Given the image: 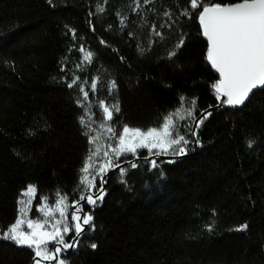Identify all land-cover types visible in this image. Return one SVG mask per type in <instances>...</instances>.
Masks as SVG:
<instances>
[{
  "label": "trees",
  "instance_id": "obj_1",
  "mask_svg": "<svg viewBox=\"0 0 264 264\" xmlns=\"http://www.w3.org/2000/svg\"><path fill=\"white\" fill-rule=\"evenodd\" d=\"M134 7L133 0H0V229L19 218L28 185L37 188L30 219L45 196L54 204L59 192L71 205L91 148L81 116L97 136L107 121L103 107L118 102L109 123L119 134L124 124L156 126L195 99L197 117L212 110L198 137H188L199 142L183 156L160 157L157 169L141 162L124 177L118 168L109 171L104 201L84 208L95 229L85 226L78 247L63 258L66 264H264V90L239 110H213L219 77L206 60L196 15L202 9H191L190 0H141L139 13ZM73 75L81 80L68 88ZM83 81L87 101L79 91ZM99 141L109 143L107 136ZM145 155L140 151L141 161ZM4 252L13 256L0 264H34L27 246L0 239Z\"/></svg>",
  "mask_w": 264,
  "mask_h": 264
},
{
  "label": "snow or ice",
  "instance_id": "obj_2",
  "mask_svg": "<svg viewBox=\"0 0 264 264\" xmlns=\"http://www.w3.org/2000/svg\"><path fill=\"white\" fill-rule=\"evenodd\" d=\"M133 3L135 5L133 11L139 13L141 0H133ZM151 3H154V0H144V4ZM190 7L193 10L202 9L196 15L199 26L202 28V35L207 39L206 60L219 73V79L212 84L216 97L227 105H243L253 89L264 86V0H234V2L211 0L210 3L190 0ZM164 15L171 18L170 12ZM181 15L189 19L192 17V13L188 11H182ZM172 23L175 21L173 20ZM165 24L171 27V24L167 22ZM152 27L155 31V25ZM72 32L74 38L75 30ZM156 34L163 38L162 33L156 32ZM178 46H183V36ZM80 50L84 51L83 46ZM175 54V51L170 53L171 56ZM92 56L93 53L89 51L84 60L90 63ZM80 80L79 76L73 75L67 87L73 88ZM86 83L87 81H83L79 86L85 101L89 97L88 91L83 86ZM111 84L115 89L116 82L113 80ZM96 89L97 83L92 82L91 90L95 92ZM185 100V97H180L181 102ZM76 102L81 104L80 100ZM100 103L104 104L103 101ZM196 111V101L191 99L185 106L169 110L156 126L142 129L124 124L119 134L111 123H102L101 128L107 133L109 140L102 155L101 148L97 146L99 138L91 134L93 129L90 123L81 116L80 123L87 129L84 134L89 137L92 147L85 158L84 166L78 173L79 183L74 190L76 198L69 205L68 196L57 192L53 209L48 205V197L45 196L43 197L45 203L38 206V212L42 214L41 218L30 219L28 213L31 212L37 188L35 185H28L22 193L25 199L18 200L20 218H17L6 230L0 229V239L31 248L35 253L34 264H43L44 261L66 264L63 253L78 247L80 237L85 232V226H88L90 230L95 229L92 212H85L84 208L85 205H90L94 209L98 202L104 201L107 195L104 188L107 183L105 179L107 173L118 168L120 176L124 177L129 168L136 169L140 167L141 162L148 164L152 169H157L160 166L158 164L160 157L185 155L189 150V144L199 142L198 139L188 137H198L199 126L211 115L210 112L204 111L197 117ZM119 112L118 102L113 103L111 107H103V113L108 122L113 120L114 113ZM251 145L252 141H249V146ZM145 149L147 155L141 161L140 150ZM129 154L134 159L121 162V157H127ZM167 162L174 163L171 160ZM122 163L127 164V167L122 166ZM97 179H99V186ZM69 207L72 209L71 224L68 219ZM24 225L30 231L25 230ZM247 227V224H244L237 230ZM208 228L212 230L211 225H208ZM91 247L95 248L96 245L92 244Z\"/></svg>",
  "mask_w": 264,
  "mask_h": 264
},
{
  "label": "rangeland",
  "instance_id": "obj_3",
  "mask_svg": "<svg viewBox=\"0 0 264 264\" xmlns=\"http://www.w3.org/2000/svg\"><path fill=\"white\" fill-rule=\"evenodd\" d=\"M105 122V123H104ZM102 123H104V124H107V123H109L108 121H103V122H101V124ZM101 124H100V126H99V128H98V132H97V137L100 139V138H104L105 136H107V133L103 130V128H101ZM99 139H98V147H100L101 148V155H102V152H103V149H104V147L105 146H102L101 145V143H100V141H99ZM91 147H92V145H91ZM146 150V149H145ZM140 151H142V150H140ZM35 195H36V193H35ZM35 199V198H34ZM33 205H34V200H33V203H32V206H31V209L33 210ZM49 206L51 207V208H55V203L54 204H49ZM69 210H70V207H69ZM38 217L37 218H31V219H40L41 218V216H42V214L41 213H39L38 212V214H36ZM57 216H58V213L56 214ZM20 218V217H19ZM69 219V222L71 221V219L70 218H68ZM71 223H72V221H71ZM24 228H25V230H28V231H30V229H27V226L26 225H24ZM5 253H8V252H4V253H0V263L3 261L2 259H3V257H6V256H4V254ZM8 255V254H7ZM9 255H11V256H13L11 253H9ZM9 255H8V257H6V258H8V259H10L9 258ZM19 259L21 260V258H19V257H14V260L15 261H19ZM47 261H44L43 262V264H45ZM12 263V262H11ZM50 264H52L53 263V261L52 262H49Z\"/></svg>",
  "mask_w": 264,
  "mask_h": 264
},
{
  "label": "water",
  "instance_id": "obj_4",
  "mask_svg": "<svg viewBox=\"0 0 264 264\" xmlns=\"http://www.w3.org/2000/svg\"><path fill=\"white\" fill-rule=\"evenodd\" d=\"M201 28V27H200ZM201 31H202V28H201ZM204 39L206 40L207 42V39L206 37H204ZM209 66L212 68V70L217 74V76L219 77V73L216 72V70L211 66L210 62H208ZM261 90H264V86H259L258 88L256 89H253L252 92L249 94V97L246 99L245 103L243 105H240V106H231V105H227L225 103H223V101L221 99H219V105L217 108L213 109V110H217L218 108H222V109H226V110H239L241 108H243L247 103L248 101L252 98V96L258 92V91H261ZM226 99V98H225ZM212 110H209L208 112H210Z\"/></svg>",
  "mask_w": 264,
  "mask_h": 264
},
{
  "label": "bare ground",
  "instance_id": "obj_5",
  "mask_svg": "<svg viewBox=\"0 0 264 264\" xmlns=\"http://www.w3.org/2000/svg\"><path fill=\"white\" fill-rule=\"evenodd\" d=\"M9 245L11 246V244H9ZM64 254H72V252H70V253L66 252ZM45 264H50V263L49 262H46Z\"/></svg>",
  "mask_w": 264,
  "mask_h": 264
}]
</instances>
